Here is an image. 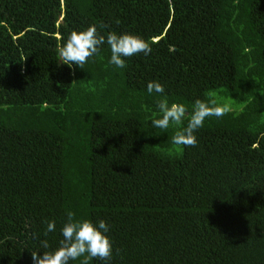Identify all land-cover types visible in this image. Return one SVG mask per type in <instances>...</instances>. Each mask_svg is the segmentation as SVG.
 <instances>
[{"label": "trees", "instance_id": "obj_1", "mask_svg": "<svg viewBox=\"0 0 264 264\" xmlns=\"http://www.w3.org/2000/svg\"><path fill=\"white\" fill-rule=\"evenodd\" d=\"M92 25L152 51L59 63ZM165 97L228 111L177 146L152 124ZM67 210L109 225L89 264H264V0H0V264L56 249Z\"/></svg>", "mask_w": 264, "mask_h": 264}, {"label": "clouds", "instance_id": "obj_2", "mask_svg": "<svg viewBox=\"0 0 264 264\" xmlns=\"http://www.w3.org/2000/svg\"><path fill=\"white\" fill-rule=\"evenodd\" d=\"M116 23L119 24L120 21L117 20ZM105 43L110 47L111 52L109 64L119 69L126 68L124 58L141 53L149 55L152 51L150 43L139 35L117 34L112 31L105 37L97 31L95 25H92L80 32L72 31L66 43L58 46L59 63L65 64L69 68L76 65L83 69L91 57L99 54L100 47ZM147 92L163 94L165 89L159 82L150 81L147 84ZM157 108L158 118L152 120L153 127L167 130L170 125L177 126V130L171 138L172 143L185 147L197 145L194 132L203 127L206 118L212 116L219 118L226 115L228 111L226 107L215 106L214 101L209 103L196 99L189 113L184 104H169L166 97L157 101ZM185 119H187V125L181 127ZM66 217V222L61 228L63 239L59 241V246L51 251H43L42 256L35 251L31 252L33 264H69L70 261H76L81 257L84 258L80 264H89L92 259L105 262L111 260L113 247L110 238L106 235L109 225L104 220L93 224L87 219H75V213L71 210L66 211ZM44 223L47 225L45 236L49 232L55 231L54 221L45 220ZM41 248H49L46 239L41 241Z\"/></svg>", "mask_w": 264, "mask_h": 264}]
</instances>
